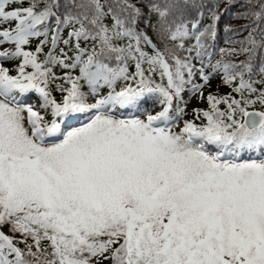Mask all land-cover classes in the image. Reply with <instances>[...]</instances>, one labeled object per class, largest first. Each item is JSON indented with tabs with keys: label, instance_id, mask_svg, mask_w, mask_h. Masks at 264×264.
<instances>
[{
	"label": "snow or ice",
	"instance_id": "snow-or-ice-1",
	"mask_svg": "<svg viewBox=\"0 0 264 264\" xmlns=\"http://www.w3.org/2000/svg\"><path fill=\"white\" fill-rule=\"evenodd\" d=\"M0 264H264V0H0Z\"/></svg>",
	"mask_w": 264,
	"mask_h": 264
}]
</instances>
